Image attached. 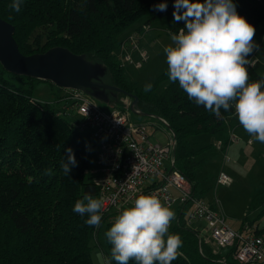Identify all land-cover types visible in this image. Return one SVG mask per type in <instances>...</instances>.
<instances>
[{
  "label": "trees",
  "instance_id": "1",
  "mask_svg": "<svg viewBox=\"0 0 264 264\" xmlns=\"http://www.w3.org/2000/svg\"><path fill=\"white\" fill-rule=\"evenodd\" d=\"M161 2L163 0H24L17 13L10 7L12 0H0V18L14 26V39L22 55L63 47L104 65L105 83L136 97L140 111L169 126L175 140V167L186 177L192 194H196V172L202 162L198 157L205 147L196 148L190 139L223 132L235 110L221 109V115L216 116L196 105L178 83L169 81L167 71L157 78L149 92L127 78L124 68L130 64L121 66L120 55L124 52L121 44L126 43L130 35L120 38L123 32L145 17L168 21L171 34L184 27L183 21L173 19L174 0H167V11H155L154 6ZM234 2L238 14L257 31L264 23V0ZM145 24L150 25L149 21ZM141 29V25L137 26V31ZM131 52L134 50H129L130 56ZM252 55L246 66L249 81L264 80V75H259L251 64ZM14 79L22 84L29 82V87L18 88L11 82ZM32 82L43 81L9 74L0 65V264H93L91 251L99 245L102 227L104 244L99 247L104 262L117 264L105 232L117 216L132 205L104 213L99 228L86 225L87 216L73 213L75 203L86 195L100 199L99 189L94 184L95 166L93 171L89 169L93 146L79 130V122L58 116L51 104L32 98ZM162 82L168 85L159 92ZM132 100L119 94L115 107L119 103L126 107ZM132 116L166 129L154 118ZM224 142L222 149L228 147L229 138ZM68 148L73 150L78 163L66 175L62 163ZM248 208L252 212L259 211L258 217L264 214V179L255 186ZM183 216L184 211H179V219L169 228L170 234H179L183 241L178 258L172 264H239L233 258L237 244L227 247V252L221 251L214 241L206 242V238L189 227ZM241 222L238 230L248 225L253 234L264 237V228L258 229L256 220L244 217ZM129 264L136 262L130 260Z\"/></svg>",
  "mask_w": 264,
  "mask_h": 264
},
{
  "label": "clouds",
  "instance_id": "2",
  "mask_svg": "<svg viewBox=\"0 0 264 264\" xmlns=\"http://www.w3.org/2000/svg\"><path fill=\"white\" fill-rule=\"evenodd\" d=\"M24 0H12L10 7L19 13ZM167 0L154 6L167 11ZM173 19L184 27L171 34L172 44L164 48L167 76L178 83L189 100L216 116L221 109L235 110L243 129L264 143V80L249 81V56L259 45L254 41L255 27L238 14L234 0H174ZM152 90L146 84L145 92ZM74 152L67 149L62 163L69 174L77 165ZM103 199L86 195L72 208L87 216L85 224L99 228L103 218ZM175 212L155 195H140L131 207L116 218L105 236L112 245L117 264H172L183 246L179 234H170Z\"/></svg>",
  "mask_w": 264,
  "mask_h": 264
},
{
  "label": "built area",
  "instance_id": "3",
  "mask_svg": "<svg viewBox=\"0 0 264 264\" xmlns=\"http://www.w3.org/2000/svg\"><path fill=\"white\" fill-rule=\"evenodd\" d=\"M143 26L141 32L149 29V26L147 30ZM137 39L136 34H131L126 43L121 44L124 51L120 55L121 66L128 63L141 67V60H146L145 50L139 51ZM129 50L138 51V62L133 61ZM62 90L54 102L47 103L54 107L58 116L79 122L77 125L81 128L91 127L98 145L94 184L99 189L100 199L104 200L103 214L113 208L120 210L133 205L138 196L148 194L155 195L170 207L175 202L181 209L191 206L189 221L204 219L207 222L208 241H214L220 249L237 244L233 258L239 264H264L263 236L253 234L248 225L241 230L232 229L222 213L192 194L186 177L175 167L172 134L166 144L152 142L148 130L151 124L133 120L126 111L105 113L96 100L82 91ZM237 142L231 133L228 144ZM217 148L222 149L221 143ZM231 182L223 172L216 178L218 186H229Z\"/></svg>",
  "mask_w": 264,
  "mask_h": 264
},
{
  "label": "rangeland",
  "instance_id": "4",
  "mask_svg": "<svg viewBox=\"0 0 264 264\" xmlns=\"http://www.w3.org/2000/svg\"><path fill=\"white\" fill-rule=\"evenodd\" d=\"M147 21H149V24L152 26V30L149 31L150 25L147 30L148 25L145 24L143 28L147 31H137V26H142V24L144 25ZM170 27L171 25L168 21L162 19L151 20L145 17L137 21L133 26L121 34L120 38H124L129 34L135 33L138 37L137 45L139 46V51L145 50L146 53V60H141V67L133 68L132 65H126L124 69L128 79L145 87V85L149 83L152 85L162 73L168 70L164 48L172 44ZM261 27L262 29L259 28V35H257V38H253L255 43L259 45V49L253 51L251 64L259 75H264V38H261L263 35L264 23L261 24ZM146 32H148L147 35L142 36ZM11 82L20 89H27L29 87V82L27 83V81L26 84H22V82L15 79L11 80ZM31 84L32 98L40 103H52L56 99L55 96H59L63 93L62 89L48 82H32ZM167 85L168 82H162L158 87V91L162 92ZM97 104L105 113L124 109L133 120H139L132 116L131 112H128L127 109H125V105L122 103H119L117 107L112 109L103 103L97 102ZM144 122L152 125L148 127L150 131V140L152 142H159L161 144L168 143L170 134L172 133L167 128L165 129L162 126L160 128L157 123L154 125L151 121ZM236 125H238L236 120H231L230 126L234 127ZM152 128L157 131H152ZM79 130L82 135L90 141L91 146H93L89 158V169L93 171L98 145L92 136L91 127L79 128ZM229 132L230 131L226 129L217 135L204 134L194 136L190 139L191 143H194L196 148L205 147L198 157L202 162L200 169L196 172L198 186L195 197H200L206 203L212 204L215 209L223 214L227 224L234 230L240 228L242 223L241 220L244 217H248L250 221L256 220L255 223L257 226L263 229L264 214L258 217L260 212H252L249 210L248 205L255 186L259 181L264 179V143L256 141L253 136L246 137L248 133L244 129L240 131L236 129L233 135L238 139V143L229 144L227 151L218 149V144L228 141L230 136ZM221 172L231 178L232 182L229 186L216 185V178ZM190 190L192 191L191 186ZM178 208L179 211H183L181 207L178 206V202H175L171 206V209L175 212V219L178 217ZM190 208L189 206L184 216L188 225L195 222L194 226L198 229L199 236L206 235L208 233L206 229L207 222L204 219H196L189 222ZM174 220L171 222L170 227L174 225ZM98 244L99 245L93 247L91 251L93 264H105L100 249L104 244V227L100 230ZM221 251L227 252L228 248H223ZM219 262L223 263L222 260H219Z\"/></svg>",
  "mask_w": 264,
  "mask_h": 264
},
{
  "label": "water",
  "instance_id": "5",
  "mask_svg": "<svg viewBox=\"0 0 264 264\" xmlns=\"http://www.w3.org/2000/svg\"><path fill=\"white\" fill-rule=\"evenodd\" d=\"M14 32V26L0 18V65L5 72L50 82L60 89L82 91L111 109L115 107L118 95L123 94L133 99L128 106L126 105L133 115L159 120L171 132L164 121L140 111L136 97L105 83L104 65L93 63L87 60L85 55H75L63 47L50 48L44 53L22 55L14 39ZM111 99L115 101L112 102Z\"/></svg>",
  "mask_w": 264,
  "mask_h": 264
},
{
  "label": "crops",
  "instance_id": "6",
  "mask_svg": "<svg viewBox=\"0 0 264 264\" xmlns=\"http://www.w3.org/2000/svg\"><path fill=\"white\" fill-rule=\"evenodd\" d=\"M145 24V23H144ZM143 25V24H142ZM166 28V27H165ZM259 28H261L262 29V27H261V25L258 27V29H257V31H256V38H257V35H259ZM152 30V26L150 25V30L149 31H151ZM147 33L148 32H146L145 34H143L142 36H145V35H147ZM129 35H131V34H129ZM128 35V36H129ZM126 37H124V39H125ZM261 38H264V28H263V35H262V37ZM260 38V39H261ZM123 39V40H124ZM138 56H139V53H138V51H134V52H132V55H131V57L133 58V61L134 62H138L139 61V58H138ZM253 56V55H252ZM131 65V64H130ZM133 66V68L135 67L134 65H132ZM231 120H236V123H238V125H236V126H234V127H231L230 125H231ZM240 125V123H239V121H238V119H237V117H236V114H234L232 117H231V119H230V121L228 122V125H227V129H228V131H230L229 133L231 134H233V132L235 133V130L236 129H238V131H240L241 129H243V127H241V126H239ZM237 126H239V127H237ZM249 136H251L250 134H248L246 137H249ZM246 137H244V138H246ZM243 138V139H244ZM238 140V139H237ZM238 143V142H237ZM236 143V144H237ZM232 144H235V143H232ZM194 194V193H193ZM194 196H196V194H194ZM198 198H200V197H198ZM213 209H215L213 206H212V204H209ZM180 207V206H179ZM182 210L184 211V216H185V213H186V211L188 210V208L187 207H185L184 209L182 208ZM191 210H192V207L190 208V210H189V214H190V212H191ZM178 212H179V208H178ZM178 216H179V213H178ZM184 216H183V219H184V221H185V223L186 224H188L187 223V221H186V219L184 218ZM177 220H178V217L174 220V223H176L177 222ZM194 224H195V222H193L191 225H188L189 227H191L192 229H194L195 231H197L198 229L194 226ZM241 227V226H240ZM232 228V227H231ZM239 229V228H238ZM238 229H235V230H238ZM258 229H260L259 227H258ZM198 233H199V231H197ZM201 237H204V238H206L205 240H206V242H208V233L206 234V235H202Z\"/></svg>",
  "mask_w": 264,
  "mask_h": 264
}]
</instances>
